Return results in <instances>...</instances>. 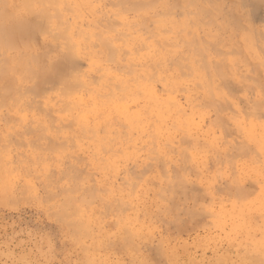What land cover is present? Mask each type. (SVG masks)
I'll list each match as a JSON object with an SVG mask.
<instances>
[{
  "label": "rangeland",
  "instance_id": "374dc122",
  "mask_svg": "<svg viewBox=\"0 0 264 264\" xmlns=\"http://www.w3.org/2000/svg\"><path fill=\"white\" fill-rule=\"evenodd\" d=\"M53 1L0 0L3 36L16 38V34L9 35L7 26L11 22L14 24V17L20 16L24 20L27 15L36 14L33 18L39 20L38 26L41 27L40 15L44 16V12L53 16L60 10L70 11L63 8L61 0ZM97 1L80 0V4L79 0H70V4L76 6L74 11H81L80 15L87 9L89 12L112 11L113 0ZM234 1L239 5V0ZM240 1H245V5H239L243 11L251 9V22L260 28V32L250 34L242 26V16L236 12L239 7L232 0L181 2L182 9L186 8L187 12L200 11L198 18L204 22L200 21L196 29L202 40L209 42H205L207 48L203 57L207 65L203 71L205 77L223 78L224 81H220L226 85L219 82V87L222 90L224 86L233 88L235 95L228 91L229 88L225 87V91H231L235 103L218 100L222 108L225 109V103L230 107L223 109V113L213 105L212 94L205 88V95H191L192 103L196 107L201 104L204 112L200 121L202 127H197L199 131L197 129L195 138H202L204 127L203 133L207 130L209 137L215 136L213 145L210 146L205 139L193 145L176 131L172 142L162 140L166 148L172 146L169 155L150 152L144 142L133 147L119 143L115 138L108 140L111 136L101 129L107 126V122H101L98 116L93 115L97 126L90 123L87 126L70 125L53 113L47 118L51 121L53 116L54 119L44 122V113L36 109L43 104L37 97L28 96L30 86H36L33 79L37 75L33 72L37 69L36 64L33 69L30 63H36L34 55L42 51L38 60L47 63V67L55 65L57 47L52 48L50 36L38 38L27 49L18 48L19 43L15 41L6 44L0 40V71L12 76L9 81L12 87L26 98L16 106L10 100L0 107V264H264V150L260 143L246 138L233 120L229 122L231 113L237 114L235 106H245L239 113L242 119L238 118L245 121L243 118H247V114L243 112H248L254 102L264 101V95L255 92V89L264 90V55L261 53H264V0H255L257 4L252 1L253 5L246 3L247 0ZM42 8L47 10L39 14ZM177 8L175 13L179 15L182 9ZM202 9L213 14L209 17L212 21ZM227 10L232 18L225 15L229 13ZM88 11L84 14L87 15ZM233 16L236 19L239 16L237 22L233 20L238 27L232 22ZM46 20L49 25L56 18L47 16ZM187 36L184 35V42L192 37ZM179 38L176 37L177 41L181 40ZM243 42H256L254 48L257 52L262 50L261 54L258 52L259 56L253 58L255 51L246 49ZM47 44L49 48L44 47ZM258 45L262 49L258 50ZM45 49L52 50L48 53L50 50ZM235 49H239L236 53L240 54H235ZM31 52L35 61L26 60L28 65L24 64ZM192 53L194 59L203 56ZM2 59L4 62L9 60L12 66L7 69ZM229 59L239 60L236 66L240 67L235 72L237 78H232ZM201 61L197 62L200 64ZM197 62L193 61L192 67L196 66L198 71ZM78 66L84 68L82 58ZM253 71L258 73L260 79H257L262 84L254 79ZM200 72L202 74V69ZM224 73L227 78L223 77ZM241 74L246 78L242 79ZM191 75L190 81L186 80L182 85L189 92L196 93L201 79ZM93 84L97 88L101 85L99 82ZM61 87L59 84L51 86L52 99ZM234 96L238 99L234 100ZM178 97L184 102L183 95ZM60 99H54L52 104L55 102L54 105L61 108L65 100ZM263 108H252V113L260 117L255 116L256 122L261 120L259 123H264ZM191 109L194 110L193 118L200 123L197 120L201 112L193 106ZM230 110L232 112H228ZM63 111L56 115L69 120L71 109L70 114L69 110ZM84 119L88 122L86 116ZM223 121L228 123L227 130L220 135L218 125ZM89 126H92L94 135H91ZM133 149L137 154L131 153Z\"/></svg>",
  "mask_w": 264,
  "mask_h": 264
},
{
  "label": "bare ground",
  "instance_id": "6f19581e",
  "mask_svg": "<svg viewBox=\"0 0 264 264\" xmlns=\"http://www.w3.org/2000/svg\"><path fill=\"white\" fill-rule=\"evenodd\" d=\"M169 1L168 0H113L112 5L109 2L110 3L109 5H111L112 7V11L89 12L88 9L86 8L87 10L85 11H88L89 13L88 14L86 13L87 15H85L84 14L85 11H84L82 12V15H80L79 12L81 11L79 12L74 11V8L76 6L71 5L70 0H61L60 2H62L63 8L70 11L61 12L60 10L61 8L60 9L58 8V10H60L59 13L57 11L56 12L57 14L53 16L51 15L52 13H50L49 15V13L47 14L46 12H44L45 13L44 16L40 15V20H43V22L40 21L42 22L41 27L38 26L39 20L33 18V16H36V14H34L33 16L30 14L29 17L27 15V19L23 17L24 20L20 19L19 18L20 16L18 18L14 17L15 20L14 24L11 25L12 23L11 22L7 26L9 30V35L12 36L16 34V38L3 36L4 34L2 33V31L4 30V27L0 25V38H1L0 40H2L3 42L5 41L6 44L7 43L11 44L13 41H15L19 43V45H17L19 46L18 48L27 49L26 47L30 48L31 45L36 43L38 38L42 39L46 36H50L52 38L51 40L52 48L54 46L57 47L55 48L57 49L56 64L53 66L47 67L46 66L47 63L42 62V60L41 61L38 60L39 56L42 55V51L38 53L36 52V55L32 54V52L29 54V56L30 55H34V57L36 56L35 57L37 59L36 61L33 56H30V58L25 57L27 59L24 58L25 59L24 64L27 63L28 65V62H30V60L31 61L33 60L32 62L34 61L36 62V63H30L31 65H33V69H34V64H36L37 69H35V71L33 72H35L34 75L36 74L37 75L33 79V82H35L36 86L34 88L30 86L29 93L31 94H29L28 96L37 97L38 101H40L43 104L41 106H36V109L41 110L44 113L43 121L44 122L50 121V118H47V115L53 113V115L57 116L61 121H68L70 125L74 124L77 126H85V125L87 126V124L90 123L92 126H97V121L94 120L93 115L95 117L98 116L100 120L102 119L101 122L103 121L107 122V126L104 125L106 127L103 128L102 126L101 129L102 131H104L105 129L106 133L109 136H111V138L109 137L107 138L108 140L110 139L112 140L115 138V140H117L119 143L130 144L133 147H135V145L138 142H144L145 144L148 145L147 149L150 152L159 153L162 155H169V152L172 150V146L170 148H166L162 140L166 141L167 143L172 142L174 138V133L176 131H179L182 134L181 136L182 139L188 138L190 143H192L193 145L197 143L200 144L202 139H205L209 142V145L212 146L215 136L210 135L212 137H209L207 130H205L203 133L202 131L204 127L201 131L203 135L202 138L200 137L199 139L195 138L196 134H198L200 127H202L201 126L202 123L200 121L202 120L204 112L201 109V104H199L196 107L192 103L191 95H196V96L205 95L204 93V88H205L207 93L212 94L211 101L213 105L224 113V110L225 109L227 110V108L230 107H226L227 104L225 103L224 106L225 109H224L221 107L222 105L220 106V103L218 102L220 100H225V102L228 101L230 103H235L231 99L232 97L231 91L233 90V88L230 89L231 87L229 88L228 86H224V90H222L220 88L221 86L219 87V85L220 84L226 85V83L222 82L224 81L223 78H216V79L209 78L210 77L209 75L205 77L204 74L205 72L203 71L205 70L207 65L206 63H204L205 61L203 60V57L204 55H206L204 54V52L206 51L204 49L207 48L205 47L206 44L205 42L207 41H203L204 39L202 40V36L199 35L197 31L198 29H196V26H198L200 21H202L200 18H198V15L201 14L200 11L193 13V11L189 10L190 12L189 11L188 12L192 14H188L186 8L182 9L181 6L182 5L181 2L184 3V1L186 0H182L181 2L176 1L177 3L173 0H172L173 3H170ZM198 1L199 0H194V2H198ZM252 1L254 2V4L255 2L257 4V1L262 2L263 0L262 1L247 0L246 3L247 2L252 3ZM232 2H234L237 5V2H235L234 0H232ZM244 2H241L239 0L238 3L240 5L241 3L244 4ZM79 3L81 4L80 0ZM31 4L32 3H30V5ZM96 4L94 6H96ZM243 4H241L240 6H243ZM98 5L100 6V4ZM174 5L176 8L178 6L182 9V12L180 11L179 15H176L175 12H177V10L175 9ZM239 5H237L239 8L236 12L237 14L240 15V17L242 16L241 21L244 22L242 26H245V28L249 30L250 34L251 33L256 34V32H260V28H256L255 27L256 25L254 26L251 22L250 15L252 14L249 13L251 9H249L250 11L248 10V12L243 11L242 10L243 7H240ZM251 5H253V3ZM81 6L84 5L82 4ZM88 6L91 7V5ZM199 9L201 10V8ZM39 10H41L39 14H42V12L46 11L47 9L42 8ZM202 10L203 12L204 11L206 12L204 13V15L208 14L207 10L205 9ZM227 11L229 12V10ZM210 14H208L207 19L211 17ZM227 14H229L228 16L232 18L230 12L226 13L225 15ZM47 16L50 18L55 17L56 20L48 25V21L46 20ZM79 16H81L82 19H80ZM83 16H85V18H83ZM42 17L44 19H42ZM237 17L238 18L236 19L233 16L234 19H232V22L234 23V25L239 20V16ZM188 19L191 20V25H189L190 27L188 26L190 20ZM209 19L210 21H212L211 18ZM235 19L236 22H234ZM45 22L47 23V25H45L46 24ZM202 23L204 22L202 21ZM242 26L239 25V28H241ZM222 28H224L223 24H222ZM219 29L220 28H218V30ZM185 34H188L187 37H190L191 35L194 38L193 39L191 37L189 40L191 42V40L193 39L191 42L192 45L189 41H185V42L183 41V37ZM1 36H3L4 38H2ZM179 36H180L179 39L181 40L177 41L176 37ZM231 38L233 37H230V39ZM255 38L257 39V37ZM256 39L254 40L256 41ZM53 40L56 41L57 43L56 45ZM235 40L236 39H234V41ZM254 40L251 39V41ZM3 42L1 43L2 45ZM187 42H189V44ZM208 43L209 42H207V44ZM216 43H219V40H216ZM236 43H238V41ZM253 43L251 42L244 44L243 42V46H245L246 49L249 48V51L250 49L254 50L255 54L253 58H255L259 56L258 52L260 53L262 50L257 52V50L255 49L256 47L254 48V46L255 45L257 46V44L256 42L255 44ZM48 44L47 46L44 47L47 48ZM211 44H213V42ZM231 44L234 45L232 42ZM262 44L264 45L263 42ZM262 47L264 50V46ZM237 48L241 49V47L239 46H237ZM259 48L260 47L258 45V50ZM239 49L237 50L239 51ZM51 50L48 51V53H50ZM233 50L234 48L231 49L230 51ZM237 50L235 49L234 53L240 54L239 52L236 53ZM192 52L196 53V56H200V55L203 56L202 58L200 57L201 59L195 58L196 59L195 61L194 57H192V55L195 54H193ZM246 52H248V50ZM198 53L200 55H198ZM261 53L263 56L264 55L263 51ZM231 54H233V52ZM80 58H82V60L84 61L83 69H80L78 66V61L80 60ZM3 60L4 59H2V61ZM26 60H28V62H26ZM198 60L200 61L203 60L201 61V63L204 64L202 65L200 63L201 64L200 66L199 62H197ZM193 61L198 63L197 67L198 66L200 67L198 68V71L195 68L196 66L192 67ZM238 61L235 59H229V62L232 67V73H231L232 78H237L235 72L237 70V67L239 66V65L236 66ZM49 63H51V60ZM263 63L264 62H262V64ZM2 64H5L7 66V69L12 66L9 60H7L6 62L3 61ZM243 65L245 64L243 63ZM28 69L30 68L28 67ZM201 69H202V74L200 72ZM252 70L254 69H250V71ZM28 71L30 72V70ZM252 73H254L253 76L258 75V73L255 71L251 72V74ZM191 74H194L193 78L201 79L200 82L202 83V85L200 84V82H198L199 85L198 84L197 85L199 89L196 91V93L189 92L184 88V85H182L186 80H189V77L192 76ZM211 75L213 77L217 76L216 74H211ZM225 75L226 74L224 73L223 77L227 78L228 76L225 77ZM256 76L255 78L254 77L253 78L257 80V83L262 84L261 81L259 80L260 78ZM11 77L12 76L7 73L4 72L0 73V81L2 82L0 85V107L6 101L11 100L16 106L23 102L22 99L24 100L26 99L24 95H20L12 87V84L9 82ZM240 77L242 79L243 77L246 78V76L242 77V74ZM104 81H109V83H105ZM95 82L96 85L97 82H99L101 85H98L97 88L93 84ZM219 82L221 83L218 84ZM53 84H59L62 86L59 90L55 91L56 97L54 99L56 98H62L60 100L64 99L65 100L64 102L61 101L64 107L62 105L61 108L58 106L56 107L54 105L55 102L54 104H52L54 99H52L51 96L52 92L49 89ZM39 87H41L40 91H39ZM225 87L229 88L228 91L231 90L229 92L230 94L228 93V91L227 92L225 91L226 90ZM255 92L264 95L263 89H255ZM233 93L235 92L232 91V94ZM178 95H183L184 102L180 100ZM235 97L237 96H234V98ZM237 99L235 98L234 100ZM57 101L58 99L56 100V102ZM240 101L245 102V100L243 101L242 99ZM103 105H105L106 107ZM245 105L247 104L245 103ZM249 105L248 107H246L247 109L249 108ZM263 105H264V101L262 102L258 101L257 104H255L254 102L253 105L251 104V108L248 109V112L242 111L244 114H247V118H243L245 119V121H241L242 118L239 114L240 111L245 108V106L243 108H241L242 106L241 107L235 106V109L237 111L236 115H233L234 113L232 112L233 111L232 108H231L232 111L230 110L228 112L233 113V114L231 113L232 116L229 117V122L231 123V120H233L236 127H239L243 130L240 132L243 133V135L246 138H249L250 140L260 143L262 149L264 150V143L262 142V140H264V123L263 122L259 123L261 120H257V119L256 120L259 122H256L254 118L259 117V115L252 113L253 110L252 108H263ZM192 106L197 108V112L198 111L201 112L198 115V120H197L201 124L197 123L195 121L196 119L193 118L192 113L194 110L192 111L191 109ZM102 107L104 108L103 110ZM62 109L65 110L66 112L67 110H69V114L71 109L69 120H66L56 115L62 112L63 111ZM22 110L25 111L26 109L23 108ZM72 110L74 112H72ZM100 115L102 118L100 117ZM85 116L88 119V122L86 119H84ZM251 116H254L253 119L251 118ZM112 118L114 120H112ZM238 118L241 119L238 120ZM51 119L52 120L54 119L53 116ZM227 124L223 121L220 125H218L219 126L218 129H220L219 131L220 135L223 134L225 130H227V128L225 127ZM92 126H89L91 129L90 132L91 135L92 133L94 135ZM197 127H199V129ZM195 131L197 132L195 133ZM104 133L105 132H103V135ZM102 139L104 138H101V140ZM131 153L137 154V150L133 149ZM175 171L177 170H174V172ZM174 172L173 174L175 175ZM169 179L168 181H171Z\"/></svg>",
  "mask_w": 264,
  "mask_h": 264
}]
</instances>
